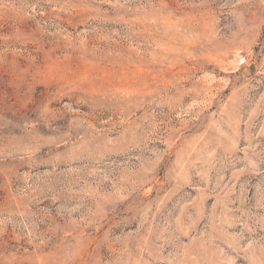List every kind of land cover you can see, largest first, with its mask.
Masks as SVG:
<instances>
[{
    "label": "rangeland",
    "instance_id": "obj_1",
    "mask_svg": "<svg viewBox=\"0 0 264 264\" xmlns=\"http://www.w3.org/2000/svg\"><path fill=\"white\" fill-rule=\"evenodd\" d=\"M0 264H264V0H0Z\"/></svg>",
    "mask_w": 264,
    "mask_h": 264
}]
</instances>
